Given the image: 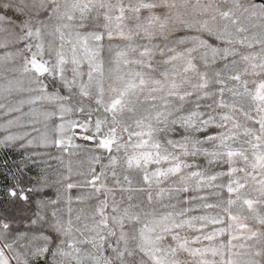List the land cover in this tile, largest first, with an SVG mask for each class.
<instances>
[{
  "label": "snow or ice",
  "instance_id": "6c2138e0",
  "mask_svg": "<svg viewBox=\"0 0 264 264\" xmlns=\"http://www.w3.org/2000/svg\"><path fill=\"white\" fill-rule=\"evenodd\" d=\"M0 153V264H264V0H0Z\"/></svg>",
  "mask_w": 264,
  "mask_h": 264
},
{
  "label": "rangeland",
  "instance_id": "374dc122",
  "mask_svg": "<svg viewBox=\"0 0 264 264\" xmlns=\"http://www.w3.org/2000/svg\"><path fill=\"white\" fill-rule=\"evenodd\" d=\"M4 159H8L9 162H11L12 160H19L20 156L17 153H8L7 156L0 153V162H2Z\"/></svg>",
  "mask_w": 264,
  "mask_h": 264
}]
</instances>
